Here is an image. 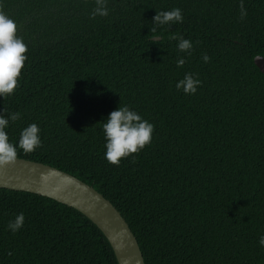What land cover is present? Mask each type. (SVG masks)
I'll return each mask as SVG.
<instances>
[{
    "label": "trees",
    "instance_id": "trees-1",
    "mask_svg": "<svg viewBox=\"0 0 264 264\" xmlns=\"http://www.w3.org/2000/svg\"><path fill=\"white\" fill-rule=\"evenodd\" d=\"M0 0L27 59L0 112L9 142L35 123L41 146L17 158L91 186L135 236L144 264H264V0ZM183 23L149 31L156 11ZM172 34L193 43L177 50ZM154 35L160 38L153 40ZM209 61L204 63L201 56ZM184 57L185 64L176 67ZM201 81L177 91L185 73ZM127 105L153 124L150 144L108 163L102 123ZM24 214L13 234L7 224ZM0 264H117L102 233L76 210L0 188Z\"/></svg>",
    "mask_w": 264,
    "mask_h": 264
},
{
    "label": "clouds",
    "instance_id": "clouds-1",
    "mask_svg": "<svg viewBox=\"0 0 264 264\" xmlns=\"http://www.w3.org/2000/svg\"><path fill=\"white\" fill-rule=\"evenodd\" d=\"M108 0H95V6L90 13V19L96 16L107 17L109 9ZM247 12L240 4V19L243 20ZM183 23V15L179 8L169 11H156L152 18L153 27L149 30L156 33L157 28ZM160 38L154 35L153 40ZM177 41L176 48L181 53L191 54L193 43L182 36L172 34L170 37ZM27 46L22 38L17 35V24L3 11H0V98L11 97L18 87V78L24 67L27 57L25 55ZM204 63L209 61V57L201 56ZM185 58L176 60V67L181 68L185 64ZM201 81L193 73H185L182 79L175 83L177 91H183L185 95H194ZM21 118V113L11 112L7 116L0 112V166L15 162L17 158V148L25 153H31L41 146L40 129L37 124L32 123L23 128L16 145L9 142L7 132L10 121L15 122ZM153 124L143 119L141 115L127 105H118L111 111L102 123V132L105 140L104 158L113 165H118L121 158H126L130 154L138 153L146 145L150 144L153 133ZM24 214H17L13 220L7 224V228L15 234L23 227ZM260 247L264 248V235L258 239Z\"/></svg>",
    "mask_w": 264,
    "mask_h": 264
},
{
    "label": "water",
    "instance_id": "water-1",
    "mask_svg": "<svg viewBox=\"0 0 264 264\" xmlns=\"http://www.w3.org/2000/svg\"><path fill=\"white\" fill-rule=\"evenodd\" d=\"M254 65L264 75V58ZM0 188L36 194L87 218L109 243L117 264H144L135 236L115 207L93 187L56 168L16 158L0 166Z\"/></svg>",
    "mask_w": 264,
    "mask_h": 264
}]
</instances>
